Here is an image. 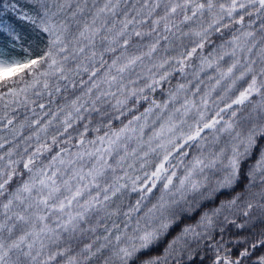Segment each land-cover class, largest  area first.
Here are the masks:
<instances>
[{"label": "snow or ice", "instance_id": "1", "mask_svg": "<svg viewBox=\"0 0 264 264\" xmlns=\"http://www.w3.org/2000/svg\"><path fill=\"white\" fill-rule=\"evenodd\" d=\"M253 16L264 0H0V264H264Z\"/></svg>", "mask_w": 264, "mask_h": 264}, {"label": "clouds", "instance_id": "2", "mask_svg": "<svg viewBox=\"0 0 264 264\" xmlns=\"http://www.w3.org/2000/svg\"><path fill=\"white\" fill-rule=\"evenodd\" d=\"M252 19L255 21L254 26H253L254 30L257 31V33L264 34V30L261 29V20L256 19L255 16H253ZM221 42H222L221 38H218L215 35H210V42L208 45V49L206 51H209V52L214 51L216 49L217 45ZM194 70H195V66L188 70L189 78H191V74ZM209 74H211V73H209ZM193 83H195V80H193ZM149 95H151V94H149ZM163 95L164 94L161 93L157 99L163 98ZM147 106H148V102H144L142 106H137V105H135L134 102H130L127 105V109H131V111L128 112L126 119H130L133 115H138ZM127 109H126V111H127ZM106 110L109 113H111V111H112L110 108H108ZM250 113H251V115H249ZM241 117L245 118L244 123L246 125L249 123L257 125V126L264 125V114H261L258 112H251V106H248L244 109V111L241 113ZM126 119H125V121H126ZM257 184L259 185V180H257ZM261 188H264V185H259V187L254 189V191H259ZM127 203H128L127 201L124 202V207H127ZM148 206H150V204L146 205V207H148ZM229 211L235 212L234 209L229 210ZM233 218H235V217H233Z\"/></svg>", "mask_w": 264, "mask_h": 264}, {"label": "trees", "instance_id": "3", "mask_svg": "<svg viewBox=\"0 0 264 264\" xmlns=\"http://www.w3.org/2000/svg\"><path fill=\"white\" fill-rule=\"evenodd\" d=\"M7 2H8V0H5V3H7ZM37 43H39V42L37 41ZM40 47H43V45L41 44ZM106 59H107V57H106ZM158 97H159V94H157V97L156 98H158Z\"/></svg>", "mask_w": 264, "mask_h": 264}]
</instances>
